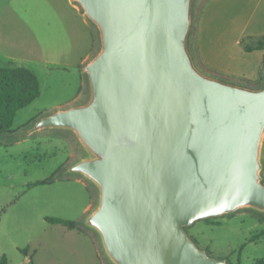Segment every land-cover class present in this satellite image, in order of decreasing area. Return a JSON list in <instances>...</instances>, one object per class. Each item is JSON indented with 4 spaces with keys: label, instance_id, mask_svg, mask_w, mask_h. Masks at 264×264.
<instances>
[{
    "label": "water",
    "instance_id": "obj_1",
    "mask_svg": "<svg viewBox=\"0 0 264 264\" xmlns=\"http://www.w3.org/2000/svg\"><path fill=\"white\" fill-rule=\"evenodd\" d=\"M73 1L99 37L83 68L86 98L18 137L74 135L80 155L64 173L95 187L84 224L110 264H229L185 227L245 207L264 214V80L253 87L198 68L194 0Z\"/></svg>",
    "mask_w": 264,
    "mask_h": 264
},
{
    "label": "rangeland",
    "instance_id": "obj_2",
    "mask_svg": "<svg viewBox=\"0 0 264 264\" xmlns=\"http://www.w3.org/2000/svg\"><path fill=\"white\" fill-rule=\"evenodd\" d=\"M204 1L194 0L192 7L188 47L194 61L193 35ZM63 3L65 0H0V31L3 30L5 36L14 34L17 49L20 50L26 26L13 16L9 18L10 11L14 9L21 19L29 20L31 17L24 15V8L39 10L49 5L65 7ZM33 31L44 47L49 42L56 44L57 38L58 41L62 38L61 31ZM93 44L96 50L97 36L94 31ZM56 51L54 49L52 52ZM22 62L19 64L35 68L41 95L16 112L14 133L10 136L0 135V258L5 256L7 264H24L27 259L29 264H110L98 236L84 224L88 197L92 206L96 203L95 187L84 180L86 191L84 186L67 178L64 173L67 166L79 157L73 137L55 130L18 137L19 132L32 125L38 117L52 112L43 109L51 108L54 103L74 94L78 84L77 74L74 68L49 69L43 63ZM47 70L50 71L49 75ZM81 78V91L84 92V71ZM261 162L263 167L260 174L264 183V138ZM51 176L53 179L50 183L34 184ZM47 216L73 220L76 227L69 229L62 224L51 223L45 219ZM185 229L199 248L215 258L235 262L240 255L241 264H264L263 213L251 208H239L232 213L196 220ZM23 248H28V255L20 251Z\"/></svg>",
    "mask_w": 264,
    "mask_h": 264
},
{
    "label": "crops",
    "instance_id": "obj_3",
    "mask_svg": "<svg viewBox=\"0 0 264 264\" xmlns=\"http://www.w3.org/2000/svg\"><path fill=\"white\" fill-rule=\"evenodd\" d=\"M64 4L66 8L59 5L44 6L39 10L24 8V15L31 17L28 18L29 20L21 19L14 9L9 10L11 12L9 18L13 16L16 20H21L26 26L25 34L20 43L21 48L19 47L20 50L17 49L18 43L15 42L14 34L5 36V32L0 31V65L28 68V64H19L24 61L35 64L43 63L49 69L68 70L74 68L78 77L74 94L64 101L54 103L51 108L43 109V111L63 109L85 100L87 81L86 91L82 92L81 74L84 71V65L99 47L97 29L85 16L81 7L79 6V8L73 0H65ZM32 29L55 30L56 33L61 31L62 38L59 41L57 38L56 44L53 42L45 44V47H52L49 50L38 42V38ZM93 31L97 36L96 50H94L93 44ZM263 36L264 0H205L199 10L193 35L196 65L201 71L212 77L256 87V83L260 81L262 76L264 80V48L246 50L245 47ZM54 49L58 51L52 52ZM29 69L36 74L35 68ZM47 74L49 75L50 71L47 70ZM55 131L71 135L78 146L80 155L78 142L72 133ZM12 133L14 131L2 135L10 136ZM14 139L18 140V137ZM66 176L80 183L87 191L84 177L76 174H66ZM93 206L88 197L85 213L87 214Z\"/></svg>",
    "mask_w": 264,
    "mask_h": 264
},
{
    "label": "trees",
    "instance_id": "obj_4",
    "mask_svg": "<svg viewBox=\"0 0 264 264\" xmlns=\"http://www.w3.org/2000/svg\"><path fill=\"white\" fill-rule=\"evenodd\" d=\"M264 48V36L257 39L252 44H247L246 50ZM263 76L256 85H260ZM40 94L39 81L37 75L29 68L24 66L0 65V135L11 133L13 120L18 110L29 105ZM53 177L37 180L34 184H45L52 182ZM45 219L51 223L62 224L69 229L76 227V222L69 219L47 216ZM195 243L196 240L193 238ZM252 241L251 237L249 239ZM23 255H28V248L20 249ZM32 261L30 260V263ZM229 264H241L240 255L235 262L228 259ZM0 264H7L5 256H1Z\"/></svg>",
    "mask_w": 264,
    "mask_h": 264
}]
</instances>
